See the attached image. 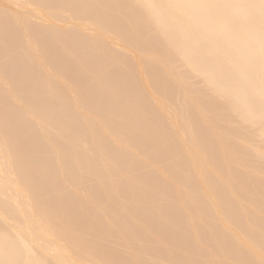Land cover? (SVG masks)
<instances>
[{
  "label": "bare ground",
  "instance_id": "bare-ground-1",
  "mask_svg": "<svg viewBox=\"0 0 264 264\" xmlns=\"http://www.w3.org/2000/svg\"><path fill=\"white\" fill-rule=\"evenodd\" d=\"M259 0H0V264H264Z\"/></svg>",
  "mask_w": 264,
  "mask_h": 264
},
{
  "label": "snow or ice",
  "instance_id": "snow-or-ice-1",
  "mask_svg": "<svg viewBox=\"0 0 264 264\" xmlns=\"http://www.w3.org/2000/svg\"><path fill=\"white\" fill-rule=\"evenodd\" d=\"M248 7L257 8L261 14V17L264 18V0H259V4L248 5ZM259 50H260V68L261 74L264 76V28L261 30L259 38ZM23 264V262H20ZM97 264H108V262H97ZM174 264H186V262H174Z\"/></svg>",
  "mask_w": 264,
  "mask_h": 264
}]
</instances>
